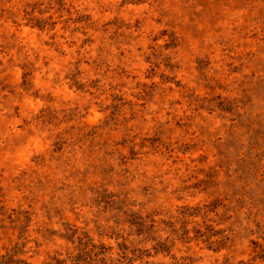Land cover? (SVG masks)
Returning a JSON list of instances; mask_svg holds the SVG:
<instances>
[{"label":"rangeland","instance_id":"1","mask_svg":"<svg viewBox=\"0 0 264 264\" xmlns=\"http://www.w3.org/2000/svg\"><path fill=\"white\" fill-rule=\"evenodd\" d=\"M0 264H264V0H0Z\"/></svg>","mask_w":264,"mask_h":264}]
</instances>
